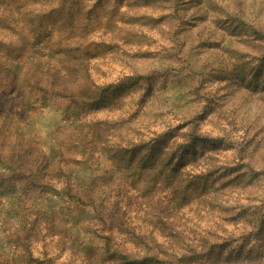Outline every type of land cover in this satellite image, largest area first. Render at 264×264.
I'll list each match as a JSON object with an SVG mask.
<instances>
[{"label": "clouds", "instance_id": "9594fccd", "mask_svg": "<svg viewBox=\"0 0 264 264\" xmlns=\"http://www.w3.org/2000/svg\"><path fill=\"white\" fill-rule=\"evenodd\" d=\"M0 264H264V0H0Z\"/></svg>", "mask_w": 264, "mask_h": 264}]
</instances>
